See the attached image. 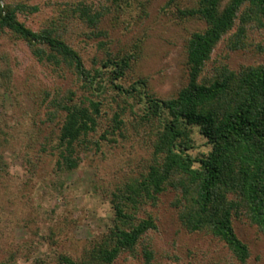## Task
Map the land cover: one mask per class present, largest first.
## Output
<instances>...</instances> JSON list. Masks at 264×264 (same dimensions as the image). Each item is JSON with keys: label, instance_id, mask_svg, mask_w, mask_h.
<instances>
[{"label": "trees", "instance_id": "obj_1", "mask_svg": "<svg viewBox=\"0 0 264 264\" xmlns=\"http://www.w3.org/2000/svg\"><path fill=\"white\" fill-rule=\"evenodd\" d=\"M152 1H57L34 26L30 18L41 10L38 3L0 0V35L24 42L36 62L69 80L68 86L41 88L34 96L37 116L18 122H29L16 130L27 167L36 174L51 158L59 177L88 159L93 191L113 209L105 232L78 252L60 250L55 264H115L123 255L125 264H161L152 242L158 216L150 207L168 192L183 229L227 248L226 257L213 264L250 263L251 247L237 232V220L264 236V63L232 68L218 60L209 67L221 43L232 52L264 51L255 36L264 35V0L165 2L161 10L178 21L201 23L185 38L187 82L169 95L156 92L139 71L148 35L114 49L103 24L109 18L111 25L128 28L149 15ZM77 25L88 39L102 38L97 47L103 55L89 66L71 42ZM16 82L15 64L0 55V87L20 104L24 90ZM24 86L32 98L30 74ZM196 130L208 147L200 153L193 152ZM0 133L10 143L9 133ZM11 186L9 162L0 151V191ZM18 251L10 250L6 262Z\"/></svg>", "mask_w": 264, "mask_h": 264}, {"label": "rangeland", "instance_id": "obj_2", "mask_svg": "<svg viewBox=\"0 0 264 264\" xmlns=\"http://www.w3.org/2000/svg\"><path fill=\"white\" fill-rule=\"evenodd\" d=\"M57 1L65 0H30L41 6V10L30 18L31 23L37 26L44 15L51 13ZM167 1L153 0L149 15L128 25V28L126 23L112 26L109 18L103 23L110 29L109 46L114 49L134 36L148 35L139 71L149 77L152 88L162 95L177 91L187 82L185 38L201 25L195 21L180 22L173 13L162 11ZM83 29L84 26L77 25L71 30V42L81 51L89 66L95 55H103V50L97 47L102 38L88 39ZM255 36L258 42H264V35ZM3 54L15 64L16 83L24 90V99L16 104L14 95L0 87V130L10 135L8 143L0 133V151L4 152L9 162L12 184L7 193L5 188L0 191V263L9 264L6 262L9 251L14 252L18 248L21 253L18 251L11 264H55L60 250L78 252L93 235L105 232L111 223L113 209L109 200L93 191L94 170L89 166L88 159L76 171L59 177L52 172L51 158L45 159L36 174L29 170L16 133V130L29 127V122L27 126L18 122L37 116L34 96L41 88L61 84L68 86L69 80L42 67L35 61L28 46L11 36L0 35V55ZM218 60L227 62L232 68H239L244 64L264 63V51L252 47L232 52L227 50L225 43H221L215 49L209 67ZM27 74L33 79V87L28 90L32 98L25 93ZM194 137L198 146L194 153L208 149L206 139L197 130ZM172 199V192L162 194L158 206L150 207L158 216L159 230L152 234V242L161 264H176V260L166 257L168 254L179 256L177 263L180 264H213L226 257L228 250L222 243L203 234L189 233L181 227L171 206ZM236 228L251 247L249 264H264V236L244 220H237ZM25 243L32 244V248L26 249ZM125 257H120L115 264H125Z\"/></svg>", "mask_w": 264, "mask_h": 264}]
</instances>
